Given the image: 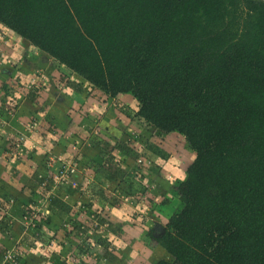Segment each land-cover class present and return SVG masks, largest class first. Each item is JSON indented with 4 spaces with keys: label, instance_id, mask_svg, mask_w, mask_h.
Masks as SVG:
<instances>
[{
    "label": "trees",
    "instance_id": "obj_1",
    "mask_svg": "<svg viewBox=\"0 0 264 264\" xmlns=\"http://www.w3.org/2000/svg\"><path fill=\"white\" fill-rule=\"evenodd\" d=\"M0 25L74 73L70 84L130 96L137 117L192 151L173 183L181 205L155 238L172 259L155 264H264L263 0H0ZM92 132L86 146L122 174L114 157L128 143Z\"/></svg>",
    "mask_w": 264,
    "mask_h": 264
},
{
    "label": "crops",
    "instance_id": "obj_2",
    "mask_svg": "<svg viewBox=\"0 0 264 264\" xmlns=\"http://www.w3.org/2000/svg\"><path fill=\"white\" fill-rule=\"evenodd\" d=\"M0 36V55L6 58L3 63L0 62V263L5 250L14 247L21 252V247L26 245L29 251L24 254L21 252L22 264H52L48 260H56L53 264H62L63 259L58 258V253L62 254L57 251L59 248L55 251L56 255L52 256L54 252H43L42 246L55 247V242H52L56 241L55 233L65 236V232L69 230L64 227L61 229V218H68L70 211L73 212L69 220V223H72L70 233L73 237L70 243L78 246L77 242L83 238L77 230L83 215L77 206L87 200L94 202L99 199L98 194L101 192L91 176L94 171L88 167L91 160L100 163V168L103 163L102 152L99 153L101 146H86L92 131L98 128L104 139L113 146L114 136L137 133L139 125L135 122L137 116H134L136 103L128 95L112 98L99 91H89L88 84L72 85L71 82L79 83V79L69 71L57 78L68 80L65 87L61 86L64 88H59L56 83L46 79L47 73L54 72L50 56L1 25ZM61 66L58 67L60 71L66 70ZM15 74L20 76L12 79V84L17 89L15 101L18 108L16 114L11 115L1 102L6 99L4 96L10 95L7 90L8 80ZM35 75L43 77L40 80L41 87L36 85L31 90L24 91L20 85ZM66 87L68 89L65 91ZM33 117L37 119V125L30 130L27 124ZM149 128L160 131L151 125ZM12 129L26 137L18 148L13 146L16 141L15 136L10 135ZM173 134L175 133L167 135L171 137ZM175 135L174 138L179 137ZM74 144L77 146L78 155L74 150L71 154L70 145L74 149ZM116 151L113 149L112 153H117ZM187 154L190 153L179 154L182 162L177 157H168L167 160L162 158L163 166L159 175L153 179L154 183L160 186L161 196L158 200L161 202L158 204L155 199L154 208L150 202L147 203L144 219L133 211L131 200L126 203L128 205H111L109 211L104 212L111 216L112 228L109 232L101 234L102 237L97 243L100 249L93 256L87 255L84 259L89 262L87 264H155L159 259L170 258V254L155 240L162 232L154 227H164L168 215L181 205L177 196L170 191L169 184L184 178L185 169L191 161L186 162ZM46 157L52 161H48ZM75 157L80 161L81 168L78 164L77 172L71 175L70 179L74 180L78 187H71L68 181L56 185L54 176L61 167L59 161L66 163ZM39 174L41 177H37ZM46 196L52 199L49 200L50 207L44 208L40 202ZM39 205L42 210L40 208L37 217L41 219L39 231L35 232L33 228H27L29 225L22 216L25 207L39 209ZM43 216L48 218L45 219L46 223L42 222ZM115 222H119V225ZM54 223L57 225L53 226ZM28 230L30 234L27 233ZM69 234H66V237ZM82 246L83 249H79L85 254L83 251L86 245L82 243ZM62 247L69 249L68 243ZM65 256L70 258V252ZM66 260L70 263L68 258Z\"/></svg>",
    "mask_w": 264,
    "mask_h": 264
},
{
    "label": "rangeland",
    "instance_id": "obj_3",
    "mask_svg": "<svg viewBox=\"0 0 264 264\" xmlns=\"http://www.w3.org/2000/svg\"><path fill=\"white\" fill-rule=\"evenodd\" d=\"M50 58L53 61L52 67L54 69V72L50 71L47 74L45 73L47 75L46 79L50 81L51 83H56L58 85L57 78L59 76H63L62 74L64 72L67 73L68 70L66 69V70L60 71L58 67H60L61 65H59L52 57ZM5 60L6 58L0 55V62L3 63ZM1 63L0 65H2ZM61 67H64V66H61ZM42 72H45V71H42ZM13 77L14 78L16 77L17 79L20 76L16 74L14 76H10L11 80H8L9 88L7 89L10 92V95L8 97L4 96V98L6 99L2 100L1 102V105H5V107L10 110L11 115L16 114L17 108H18V103L15 101L17 99V96L15 95V93L17 92L15 91L16 89L15 86H13L12 84V79H14ZM84 84L87 85V83H84ZM60 85L65 87L66 82L65 83L61 82ZM61 86H59V88H64ZM20 87H22L24 91L31 90L25 87V82H23V84H21ZM67 89L68 88L66 87L64 90L66 91ZM26 94H28V92H26ZM36 96L38 95L36 94ZM135 119H136L135 122H137V124L139 125V130L137 133L129 132V133H126V135L124 134V136L119 135V137L114 136L112 138V142L114 144L120 141L123 143L124 142L128 143L129 145L128 147L132 151V154H128V156H125V157L121 156L119 158H117L116 156L114 157V160H116L115 162L120 165L122 174H119L113 170L112 171L107 170L105 167H102V168L99 167L97 171L94 172V174H91V176L94 178V181L96 182V185L98 186V189L101 192L98 194L99 199L95 200L94 202L92 200H87V202L85 203L80 202L79 205L77 206L81 210V212L84 211L85 213L81 216L78 222L80 223L78 227L81 226V228H78L76 226L77 230H81L82 227H86V230H87L85 234L84 233L79 234V236H83V238L77 242L78 246L76 245L74 246L75 243L74 244L70 243V240H72L73 238L71 237L72 234L70 233L71 232L70 226H72V223L71 224L69 223V220L71 219V216L73 213L71 211H70V216L68 218H61L62 222L60 224L61 229L62 227H64L69 230L68 232H65V233L66 234L70 233L68 235L70 237L66 239L68 236L66 237L65 233H64L65 236L64 235L60 236L59 233H55L54 238L56 237V241H52V242H55V244L58 245V247L55 244H54L55 247L54 246L52 247V245L51 246L46 245V247L42 246L43 252H46V251L51 252V253L54 252L52 256L56 255L55 251L57 248H59L57 249V251L62 252L63 254L62 255L58 253L59 254L58 258L63 259L62 264H80L81 262H84L87 264L89 262L84 261L87 255L93 256L97 253V251H99L100 248L97 246L98 240L100 239V237H102L101 235L102 233L109 232L110 229L108 227H107V230L105 229V227H99L98 229L94 225V219L97 218L98 221H101L99 220V218H104L108 220L105 222H109V220H111L112 218H110L111 216H107L108 214L104 212L106 211L108 212L110 209L109 207L111 205H114L116 207L119 205L122 206L123 204L128 205L126 203H128V201L131 200L133 211L137 213V216L139 215L140 217H143L144 219V217L146 216V212H147L146 210L147 203L149 204L150 202L151 207L154 208L153 205L155 204V201L159 199V196H161V194L159 193L160 186L158 187L156 185L157 183H154L153 179H155L154 177L159 175L161 166H163L162 158L167 160L168 157L169 158L172 157L173 159L177 157V159L180 162H182V158L180 159L181 155L179 154L180 153L182 154L190 153V154H187V157H185V159H186V162L192 160L193 158L192 151L187 147L182 137L179 136V137L174 138L176 136L175 134L171 135L170 137L167 134L162 133L161 131L156 132V130H151L149 128V124L142 118L137 117ZM32 122L34 123L36 122V125H37V119L33 117V119H31L28 122L27 127H29L28 129L30 130L35 128ZM17 132L18 131H16L15 129H12L10 135L12 137L15 136L14 140L16 142H19V145H20L22 142H24V140H26L25 139L26 137L24 134L17 133ZM8 133L10 132L8 131ZM124 139L126 140L123 141ZM168 147L170 149H168ZM74 151L76 152V155H78L79 152L76 150ZM101 152L102 151L100 150L99 153ZM177 152H180V153H177ZM138 158H144L145 161L138 162L137 161ZM46 159L48 161H52L48 157H46ZM59 162L61 165L63 164L61 163V161ZM37 177H41V175L39 174L37 175ZM173 183H175V181H172L169 184L171 185V188H170L171 192L173 190V185H174ZM160 202L161 200H158L157 203L160 204ZM151 211L152 210L150 209V213ZM153 214H157V213L153 212ZM116 224L119 225V222H117ZM56 225L57 224L55 223L53 224V226H56ZM27 228L29 229L33 227L27 226ZM29 232L30 230L27 231V233ZM66 243H68L69 249L62 247V245ZM82 243L86 245L85 250L83 251L85 252V254L81 252V249H79V247L83 249ZM26 251H29L26 245L21 247L22 254H24ZM18 252H19V249H18ZM68 252H70V258L65 256V255H68ZM61 256H64V257H61ZM66 258L69 259L70 263H68ZM21 259L22 258H17V260L14 261V264H22ZM170 259H172L171 256L170 258H168V260ZM48 261L52 262L53 264L56 260H52V261L48 260Z\"/></svg>",
    "mask_w": 264,
    "mask_h": 264
},
{
    "label": "built area",
    "instance_id": "obj_4",
    "mask_svg": "<svg viewBox=\"0 0 264 264\" xmlns=\"http://www.w3.org/2000/svg\"><path fill=\"white\" fill-rule=\"evenodd\" d=\"M1 38V36H0ZM43 77L39 76V77H36V76H32L30 78H28L27 80H25V87H27L28 89H32L34 86H40L41 87V82L40 80L42 79ZM61 82H64L65 83V80H58V85L61 86ZM6 110H9L8 108H6ZM32 124L34 125V127L36 126V122H32ZM15 148H18L19 147V142H16L15 145H13ZM138 162H144L145 159L144 158H138L137 159ZM78 170V161L77 160H72L70 161V163H67V164H62L59 171L55 174L54 176V180H55V183L56 185H60L62 183H65L66 181H68L70 183V186L75 188L77 186V183L70 179L71 175L74 174L75 172H77ZM40 205L42 207H46L47 205V197H45V199H43L41 202H40ZM39 205V206H40ZM38 207L39 209H35V212L33 213V211L30 213V214H26L23 218L24 220H26L28 223V225L30 226H33L34 223V218L36 217L35 216V213L36 215L38 214V211L42 210V207ZM82 214H85L84 211L81 212ZM94 225L95 226H98V221H97V218L94 219ZM107 225V222H105L102 226L103 227H106ZM17 250L13 247L11 249H7L5 252H4V256H3V260L0 264H14V260L13 258L15 257V254L17 253L16 252Z\"/></svg>",
    "mask_w": 264,
    "mask_h": 264
},
{
    "label": "water",
    "instance_id": "obj_5",
    "mask_svg": "<svg viewBox=\"0 0 264 264\" xmlns=\"http://www.w3.org/2000/svg\"><path fill=\"white\" fill-rule=\"evenodd\" d=\"M154 229L155 230H159V231H163V227H162V225H156L155 227H154Z\"/></svg>",
    "mask_w": 264,
    "mask_h": 264
},
{
    "label": "bare ground",
    "instance_id": "obj_6",
    "mask_svg": "<svg viewBox=\"0 0 264 264\" xmlns=\"http://www.w3.org/2000/svg\"><path fill=\"white\" fill-rule=\"evenodd\" d=\"M264 1V0H263Z\"/></svg>",
    "mask_w": 264,
    "mask_h": 264
}]
</instances>
